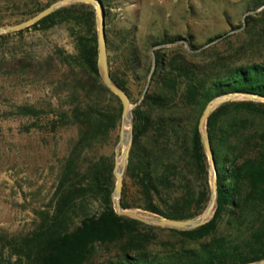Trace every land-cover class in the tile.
I'll list each match as a JSON object with an SVG mask.
<instances>
[{
	"label": "trees",
	"instance_id": "trees-1",
	"mask_svg": "<svg viewBox=\"0 0 264 264\" xmlns=\"http://www.w3.org/2000/svg\"><path fill=\"white\" fill-rule=\"evenodd\" d=\"M260 14L247 16L246 32ZM65 21L73 23L78 52L66 54L64 63L72 69L77 65L89 76L79 78L75 103L64 113L80 132L65 159L51 206L37 211L34 229L14 235L0 232L1 252L9 254L5 263L93 264L98 248L104 246L116 249L114 264H241L264 259V102L229 101L208 118L218 168V203L209 222L181 230L120 215L112 198L114 158L102 154L86 159L87 150L118 127L123 109L114 106L112 99L118 97L100 75L95 10L88 3L68 4L26 28L47 29ZM211 48L194 44L197 51L190 55L201 57ZM125 49L128 62L137 68L136 45ZM110 71L131 96L128 80ZM234 91L264 95V61L237 64L226 56L201 60L175 50L171 55L156 51L151 88L134 110L126 175L135 194L131 196L124 183L125 208L177 219L204 212L211 172L199 122L209 101ZM24 109L40 112L34 106Z\"/></svg>",
	"mask_w": 264,
	"mask_h": 264
},
{
	"label": "rangeland",
	"instance_id": "rangeland-1",
	"mask_svg": "<svg viewBox=\"0 0 264 264\" xmlns=\"http://www.w3.org/2000/svg\"><path fill=\"white\" fill-rule=\"evenodd\" d=\"M51 1L55 0H0V25L27 19L35 14L33 10ZM103 2L109 65L128 80L133 103L143 96L154 58L156 66L157 50L170 55L175 50L201 60L226 56L237 64L264 61V4L257 6L264 0ZM254 9L262 14L255 17L248 33L247 16L255 14ZM72 25L65 21L47 29L30 27L0 36V232L14 235L34 229L37 211L51 206L65 159L79 136V125L64 117L75 103L73 93L79 78H89L77 65L72 69L64 63L66 54L78 52ZM163 40L169 42L156 44ZM131 43L139 53L137 68L127 59L125 48ZM194 44L200 49L212 48L193 57ZM118 99H112L116 107L122 105ZM26 106L36 107L39 114L25 113ZM120 129L121 120L110 135L87 150L86 159L104 154L116 161L124 151L118 146ZM124 183L134 196L135 188L126 174ZM115 252L114 247H99L93 264H114ZM8 257L0 248V264H6Z\"/></svg>",
	"mask_w": 264,
	"mask_h": 264
},
{
	"label": "water",
	"instance_id": "water-1",
	"mask_svg": "<svg viewBox=\"0 0 264 264\" xmlns=\"http://www.w3.org/2000/svg\"><path fill=\"white\" fill-rule=\"evenodd\" d=\"M72 3H88L95 6V14L98 24L97 27L98 51H99L98 66H99L100 75L105 85L114 94H116L119 97L123 105L122 116H121L120 140L118 142V146H123L124 151L121 156H118L116 158L115 161L114 174L116 177V182L112 193V198L116 211L120 215L132 217L140 221H143L145 223L160 227L191 230L206 224L213 218L218 203V168H217L214 149L212 146L211 137L209 134L208 118L216 108H218L220 105L226 102L239 100V99H252V100L264 102V95H259L245 91H234L219 95L214 99H212L211 101H209L208 104L206 105L200 118L199 129L202 135L204 147L210 164L211 193L208 204L204 212L200 216L189 219L166 218L155 214L148 215L133 208H125L122 204V194H123L125 174L127 171L130 152L134 140V110L142 102V100L145 98V96L149 91L152 74L155 70V58H154V65L151 69L150 78L148 80V84L143 93V96L137 102L133 103L129 93L115 82L110 71L109 58H108L106 14H105L103 0H55L50 5L43 8L42 10H40L39 12H37L36 14H34L33 16L27 19H24L20 22L13 24L0 25V34L24 29L38 22L40 19L48 16L49 14L53 13L58 8ZM257 10L258 9H254L252 10V12H256ZM126 123H129V128L125 127ZM241 264H264V259L247 262V263H241Z\"/></svg>",
	"mask_w": 264,
	"mask_h": 264
},
{
	"label": "bare ground",
	"instance_id": "bare-ground-1",
	"mask_svg": "<svg viewBox=\"0 0 264 264\" xmlns=\"http://www.w3.org/2000/svg\"><path fill=\"white\" fill-rule=\"evenodd\" d=\"M126 125H127V126H126ZM126 125H125V127H126V128H127V127L129 128V123H126Z\"/></svg>",
	"mask_w": 264,
	"mask_h": 264
}]
</instances>
